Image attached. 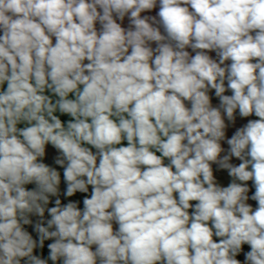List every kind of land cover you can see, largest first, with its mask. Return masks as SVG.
<instances>
[{"label":"clouds","instance_id":"9594fccd","mask_svg":"<svg viewBox=\"0 0 264 264\" xmlns=\"http://www.w3.org/2000/svg\"><path fill=\"white\" fill-rule=\"evenodd\" d=\"M0 264H264V0H0Z\"/></svg>","mask_w":264,"mask_h":264},{"label":"crops","instance_id":"0c3cea01","mask_svg":"<svg viewBox=\"0 0 264 264\" xmlns=\"http://www.w3.org/2000/svg\"><path fill=\"white\" fill-rule=\"evenodd\" d=\"M151 14H155V12L151 13ZM125 24H127V21H125ZM214 55V54H213ZM64 119H67V117H65ZM125 146H126V141H125Z\"/></svg>","mask_w":264,"mask_h":264},{"label":"rangeland","instance_id":"374dc122","mask_svg":"<svg viewBox=\"0 0 264 264\" xmlns=\"http://www.w3.org/2000/svg\"><path fill=\"white\" fill-rule=\"evenodd\" d=\"M253 191H254V189H253ZM253 204H254V202H252Z\"/></svg>","mask_w":264,"mask_h":264}]
</instances>
